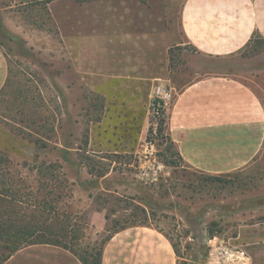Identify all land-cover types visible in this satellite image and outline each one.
<instances>
[{
	"label": "rangeland",
	"instance_id": "rangeland-1",
	"mask_svg": "<svg viewBox=\"0 0 264 264\" xmlns=\"http://www.w3.org/2000/svg\"><path fill=\"white\" fill-rule=\"evenodd\" d=\"M183 1L0 0L9 69L0 155L70 160L55 171L63 184L40 186L38 199L56 203L54 229H79L78 252L121 227L149 225L170 240L178 264H204L209 238L241 245L246 229L264 221V155L220 183L177 158V168L164 164L176 148L149 113L152 86L166 85L173 99L197 72L229 70L227 61L197 56L186 44ZM243 57L264 70V41L255 37ZM98 171L105 176L95 178ZM12 172L34 190L48 181L21 166Z\"/></svg>",
	"mask_w": 264,
	"mask_h": 264
},
{
	"label": "crops",
	"instance_id": "crops-1",
	"mask_svg": "<svg viewBox=\"0 0 264 264\" xmlns=\"http://www.w3.org/2000/svg\"><path fill=\"white\" fill-rule=\"evenodd\" d=\"M179 21L197 56L227 61L229 70L197 72L175 92L165 108L167 134L188 169L211 176L248 170L264 155V70L243 54L254 35L264 41V0H184ZM91 54L100 64L101 54ZM8 76L0 49V92ZM243 238L237 246L250 264H264V221L246 229ZM4 264L82 263L68 250L42 244L21 248ZM100 264H178V257L162 231L136 225L111 235Z\"/></svg>",
	"mask_w": 264,
	"mask_h": 264
},
{
	"label": "trees",
	"instance_id": "trees-1",
	"mask_svg": "<svg viewBox=\"0 0 264 264\" xmlns=\"http://www.w3.org/2000/svg\"><path fill=\"white\" fill-rule=\"evenodd\" d=\"M255 37L257 36L254 35L252 41ZM158 116V133L161 134V132L167 131L164 111L160 112ZM151 132L152 130L150 129L149 133ZM166 136L169 138L167 133ZM34 145L37 146L38 143H34ZM43 146L46 147V145ZM171 146L173 147L174 144L170 140L169 148ZM169 151L167 150V152ZM172 158H177L183 164L177 150L174 153H170L169 157L166 155L164 164L177 168V162ZM62 163L69 164L70 160L39 159L35 155L30 161L15 162L6 156L0 155V264H4L8 258L23 247L42 244L53 245L70 251L82 264H100L103 246L110 239L111 235L130 227L119 228L101 241L100 244L93 246L89 250L78 252L74 249L78 241L77 230L79 229L74 224H68L66 228L65 225H61L58 231L54 229V225L51 222L49 223V220L52 221L53 216L56 217L57 215L56 203L53 204L52 201L38 199L39 192H41V190L39 191L40 186L45 189L46 186L48 187L50 184L59 181L55 171L62 168ZM20 166L27 171L35 170L39 172V175L41 173L42 177L48 181H45L46 183L39 185L34 190V188L27 185L26 177L12 172V168ZM45 172L46 176L44 175ZM104 176L105 174L98 171L95 178H103ZM206 178L219 183L226 182L221 176H208ZM59 184L61 185L63 182L59 181ZM51 192L49 191L47 194ZM44 212L46 215H43ZM51 214H53L52 217ZM65 218L69 219L70 217L66 216Z\"/></svg>",
	"mask_w": 264,
	"mask_h": 264
},
{
	"label": "built area",
	"instance_id": "built-area-1",
	"mask_svg": "<svg viewBox=\"0 0 264 264\" xmlns=\"http://www.w3.org/2000/svg\"><path fill=\"white\" fill-rule=\"evenodd\" d=\"M172 97V91L166 85L154 84L150 94L149 113L158 116L165 111ZM207 246L204 264H250L249 256L242 247L227 243L219 237L209 238Z\"/></svg>",
	"mask_w": 264,
	"mask_h": 264
}]
</instances>
